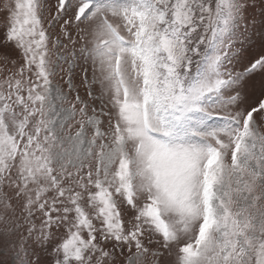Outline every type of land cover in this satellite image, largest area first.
Returning <instances> with one entry per match:
<instances>
[{
  "label": "snow or ice",
  "instance_id": "snow-or-ice-1",
  "mask_svg": "<svg viewBox=\"0 0 264 264\" xmlns=\"http://www.w3.org/2000/svg\"><path fill=\"white\" fill-rule=\"evenodd\" d=\"M0 264H264V0H0Z\"/></svg>",
  "mask_w": 264,
  "mask_h": 264
}]
</instances>
